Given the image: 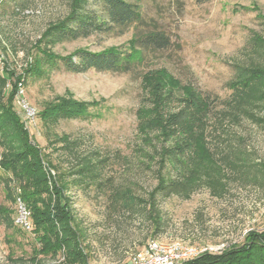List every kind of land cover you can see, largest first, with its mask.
Returning a JSON list of instances; mask_svg holds the SVG:
<instances>
[{"label": "rangeland", "instance_id": "374dc122", "mask_svg": "<svg viewBox=\"0 0 264 264\" xmlns=\"http://www.w3.org/2000/svg\"><path fill=\"white\" fill-rule=\"evenodd\" d=\"M130 1L141 6L144 22L137 28L46 42L43 33L50 22L69 12L72 0H0V69L5 62L22 76L16 108L23 119L22 100L37 113L62 99L88 104L84 116L47 122L36 113L33 120L25 121L58 170L67 172L68 195L83 233L88 264H131L132 255L154 239L152 222L113 202L111 195L123 188L146 197L157 182L155 165L148 167L136 152L146 146L143 131L148 130L146 125L158 107L156 84L172 93L174 107L193 90L229 97L233 64L249 61L253 53L248 46L250 37L254 31L264 33L258 18L264 14V0ZM88 6L95 8L91 2ZM152 29L169 36L170 46L156 51L137 49L135 33ZM78 49L137 51L134 66L125 72H70L62 63L43 58V53L62 56ZM218 110L211 114L210 146L264 163V123L247 117L222 119ZM82 158L101 168L100 186L73 180L76 177L71 173ZM225 174L226 191L221 196L202 185L190 198L160 197L163 228L157 239L211 246L221 253L247 245L251 231L263 232L264 175L255 167L246 174L230 169ZM4 202L0 185V203ZM12 207L16 214V205ZM39 246L32 230L0 225V264H35L34 257L42 264H66L63 256L39 255Z\"/></svg>", "mask_w": 264, "mask_h": 264}, {"label": "trees", "instance_id": "16d2710c", "mask_svg": "<svg viewBox=\"0 0 264 264\" xmlns=\"http://www.w3.org/2000/svg\"><path fill=\"white\" fill-rule=\"evenodd\" d=\"M90 2L94 3V9L89 8ZM70 5L64 17L50 22L43 40H75L96 31L137 28L144 22L141 6L130 0H72ZM258 18L264 24V14H259ZM133 44L141 51H156L168 48L171 42L164 32L152 29L137 31ZM248 46L253 52L250 60L233 64L234 77L227 84L232 90L229 97L204 95L193 90L174 107L172 93L156 84L158 107L146 125L148 130L143 131L142 140L147 147L139 146L136 152L145 159L148 167L155 165L157 182L146 197L123 188L114 190L111 195L113 202L152 222L154 239L163 228L160 197L190 198L202 185L209 187L213 195L221 196L226 191L222 178L229 169L246 174L255 167L264 175V163L251 161L249 156H238L234 151L214 150L208 140L214 109L220 108L222 119L237 121L247 117L264 123V114L257 112L264 111V33L254 31ZM136 51L117 53L115 50L78 49L62 56L43 53V58L62 63L70 72L92 69L125 72L134 66ZM4 65V69H0V185L6 203H0V225L7 229L20 228L12 207L19 197L31 212V230L40 244L36 253L38 250L39 255L63 256L66 264H88L83 233L74 218L68 195L67 172L58 170L49 153L31 135L16 108V89L22 76L9 69L7 63ZM87 111L85 102L62 99L38 111L37 115L48 122L84 116ZM71 144L67 143L70 150ZM100 171L97 164L82 158L79 168L71 174L75 175L73 180L77 184L97 183L100 186L102 182L97 181ZM109 181L105 180L106 183ZM33 262L42 264L36 257ZM182 264H264V231H251L247 245L221 253L206 252Z\"/></svg>", "mask_w": 264, "mask_h": 264}, {"label": "built area", "instance_id": "2783aa9c", "mask_svg": "<svg viewBox=\"0 0 264 264\" xmlns=\"http://www.w3.org/2000/svg\"><path fill=\"white\" fill-rule=\"evenodd\" d=\"M25 110L24 120H33L36 110L30 107L25 100H22ZM15 222L24 230H31V212L21 198L16 202ZM219 248L211 246L193 245L179 240L163 241L152 239L140 250L132 255L131 264H182L183 262L196 258L206 252L216 253Z\"/></svg>", "mask_w": 264, "mask_h": 264}]
</instances>
